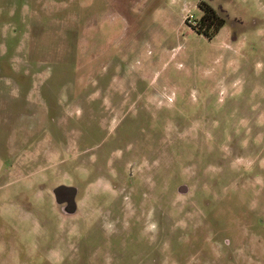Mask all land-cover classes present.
<instances>
[{
	"label": "rangeland",
	"instance_id": "1",
	"mask_svg": "<svg viewBox=\"0 0 264 264\" xmlns=\"http://www.w3.org/2000/svg\"><path fill=\"white\" fill-rule=\"evenodd\" d=\"M0 264H264V0H0Z\"/></svg>",
	"mask_w": 264,
	"mask_h": 264
},
{
	"label": "trees",
	"instance_id": "2",
	"mask_svg": "<svg viewBox=\"0 0 264 264\" xmlns=\"http://www.w3.org/2000/svg\"><path fill=\"white\" fill-rule=\"evenodd\" d=\"M205 15L200 19L199 28L208 38H214L221 27L224 25V19L212 7L204 8Z\"/></svg>",
	"mask_w": 264,
	"mask_h": 264
},
{
	"label": "flooded vegetation",
	"instance_id": "3",
	"mask_svg": "<svg viewBox=\"0 0 264 264\" xmlns=\"http://www.w3.org/2000/svg\"><path fill=\"white\" fill-rule=\"evenodd\" d=\"M203 34V33H202ZM66 195H65V200H71L72 198H71V196L70 195H68L67 193H65Z\"/></svg>",
	"mask_w": 264,
	"mask_h": 264
}]
</instances>
